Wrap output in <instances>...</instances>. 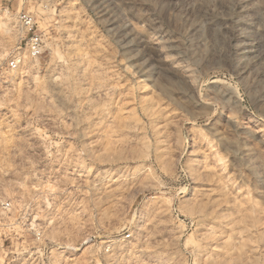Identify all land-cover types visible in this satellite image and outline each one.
Here are the masks:
<instances>
[{
    "label": "rangeland",
    "instance_id": "rangeland-1",
    "mask_svg": "<svg viewBox=\"0 0 264 264\" xmlns=\"http://www.w3.org/2000/svg\"><path fill=\"white\" fill-rule=\"evenodd\" d=\"M0 264H264V0H0Z\"/></svg>",
    "mask_w": 264,
    "mask_h": 264
},
{
    "label": "built area",
    "instance_id": "built-area-1",
    "mask_svg": "<svg viewBox=\"0 0 264 264\" xmlns=\"http://www.w3.org/2000/svg\"><path fill=\"white\" fill-rule=\"evenodd\" d=\"M19 24L24 28L26 35L28 36L26 41L28 53L32 57L39 55L41 52V38L34 32L33 18L26 14H22L19 16ZM17 63L18 61L12 62L11 67L15 68Z\"/></svg>",
    "mask_w": 264,
    "mask_h": 264
},
{
    "label": "bare ground",
    "instance_id": "bare-ground-1",
    "mask_svg": "<svg viewBox=\"0 0 264 264\" xmlns=\"http://www.w3.org/2000/svg\"><path fill=\"white\" fill-rule=\"evenodd\" d=\"M195 162V163H194ZM202 164V160H200V158H196L194 159L191 163H189L188 168L189 169H195V168H199ZM195 171V170H194Z\"/></svg>",
    "mask_w": 264,
    "mask_h": 264
}]
</instances>
